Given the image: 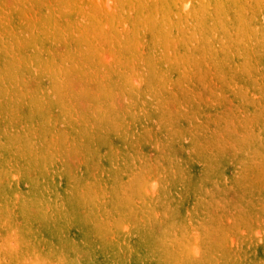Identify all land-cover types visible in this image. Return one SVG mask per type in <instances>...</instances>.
I'll use <instances>...</instances> for the list:
<instances>
[{"label":"rangeland","instance_id":"1","mask_svg":"<svg viewBox=\"0 0 264 264\" xmlns=\"http://www.w3.org/2000/svg\"><path fill=\"white\" fill-rule=\"evenodd\" d=\"M0 264H264V0H0Z\"/></svg>","mask_w":264,"mask_h":264}]
</instances>
